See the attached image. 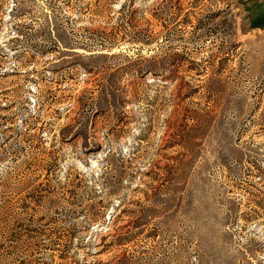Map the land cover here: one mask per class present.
<instances>
[{
    "label": "rangeland",
    "instance_id": "obj_1",
    "mask_svg": "<svg viewBox=\"0 0 264 264\" xmlns=\"http://www.w3.org/2000/svg\"><path fill=\"white\" fill-rule=\"evenodd\" d=\"M0 264H264V0H0Z\"/></svg>",
    "mask_w": 264,
    "mask_h": 264
}]
</instances>
